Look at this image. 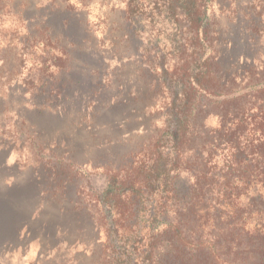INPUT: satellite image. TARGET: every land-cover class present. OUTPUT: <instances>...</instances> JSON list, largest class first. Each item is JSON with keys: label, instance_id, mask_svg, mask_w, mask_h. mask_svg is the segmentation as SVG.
<instances>
[{"label": "rangeland", "instance_id": "obj_1", "mask_svg": "<svg viewBox=\"0 0 264 264\" xmlns=\"http://www.w3.org/2000/svg\"><path fill=\"white\" fill-rule=\"evenodd\" d=\"M6 1L0 22V264H105L107 225L98 204L108 182L104 165L114 167L136 149L146 152L166 120L167 98L142 63V41L133 34L141 27L128 21V0ZM205 1L208 54L232 93L226 99L250 100L264 76V0ZM48 22L68 38H60L70 58L65 96L58 100L23 95L22 79L33 65L30 59L15 64L19 49L12 50L29 27ZM34 50L37 63L47 57L54 64L53 50L38 60L42 52ZM190 182L187 174L177 179V205Z\"/></svg>", "mask_w": 264, "mask_h": 264}, {"label": "trees", "instance_id": "obj_2", "mask_svg": "<svg viewBox=\"0 0 264 264\" xmlns=\"http://www.w3.org/2000/svg\"><path fill=\"white\" fill-rule=\"evenodd\" d=\"M206 8L205 0L127 1L131 27H141L133 34L142 41V63L167 98L166 120L146 152L104 165L108 182L98 204L107 225L105 264H264V76L250 100L226 99L232 93L208 54ZM49 23L29 27L12 50L19 49L15 64L33 65L23 95L58 100L70 54L60 39L67 35ZM34 48L42 52L37 60L53 50L54 64L47 57L37 63ZM209 118L215 126L204 124ZM183 174L191 182L179 206Z\"/></svg>", "mask_w": 264, "mask_h": 264}]
</instances>
